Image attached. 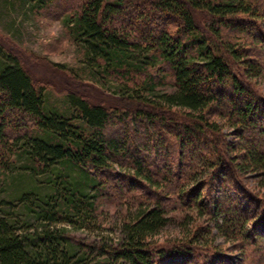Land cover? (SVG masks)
<instances>
[{"label":"trees","instance_id":"trees-1","mask_svg":"<svg viewBox=\"0 0 264 264\" xmlns=\"http://www.w3.org/2000/svg\"><path fill=\"white\" fill-rule=\"evenodd\" d=\"M33 2L58 8L124 94L72 88L48 107L21 52L0 45V264H83L53 225H90L102 199L123 207L120 240L100 246L122 264L264 258V0ZM176 212L179 239L155 241Z\"/></svg>","mask_w":264,"mask_h":264},{"label":"rangeland","instance_id":"rangeland-1","mask_svg":"<svg viewBox=\"0 0 264 264\" xmlns=\"http://www.w3.org/2000/svg\"><path fill=\"white\" fill-rule=\"evenodd\" d=\"M33 4V0H0V45L21 52L25 68L40 86L45 87L46 105L63 109L66 106L64 91L72 88L88 95L94 102L117 101V97L124 94V89L115 82L99 77L97 71L90 68L89 60L80 51L73 36L60 20L55 19L58 8L51 7L45 12L35 13ZM259 87L264 92V81L260 82ZM163 88L170 89L166 86ZM246 179L249 184H256L259 180L255 174L246 175ZM122 208L112 200L102 199L97 204L98 219L90 225L77 227L62 222L53 227L63 229L69 240L79 246L78 252L85 253L83 264H122L100 248L101 245L114 246L120 240ZM179 214L170 215L155 241L179 237ZM31 223L35 225V222ZM216 237L218 243L222 244L225 240L220 234ZM225 254L233 264H264V258L257 252L245 258L236 250ZM176 261L181 264L182 259L178 257Z\"/></svg>","mask_w":264,"mask_h":264}]
</instances>
